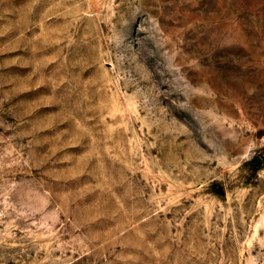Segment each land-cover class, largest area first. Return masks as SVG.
<instances>
[{"label": "rangeland", "instance_id": "374dc122", "mask_svg": "<svg viewBox=\"0 0 264 264\" xmlns=\"http://www.w3.org/2000/svg\"><path fill=\"white\" fill-rule=\"evenodd\" d=\"M0 264H264V0H0Z\"/></svg>", "mask_w": 264, "mask_h": 264}]
</instances>
